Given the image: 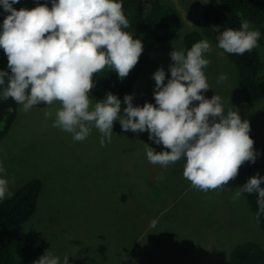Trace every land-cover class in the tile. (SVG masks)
Listing matches in <instances>:
<instances>
[{
    "label": "rangeland",
    "instance_id": "374dc122",
    "mask_svg": "<svg viewBox=\"0 0 264 264\" xmlns=\"http://www.w3.org/2000/svg\"><path fill=\"white\" fill-rule=\"evenodd\" d=\"M161 2L179 12L182 27L151 51L128 94L133 105L155 104L154 73L163 67L166 84L174 63L170 53L174 48L190 49L186 35L200 32L212 49L205 54L210 64L203 69L210 88L202 94L207 99L220 95L225 114L238 111L249 121L255 163H264V97L256 102L243 98L236 65L204 31V10L218 0ZM34 7L30 0H21L19 9ZM250 26L261 34L256 48L264 62V25ZM222 74L227 79L218 82ZM89 97L93 106L103 100L92 91ZM46 106L41 103L24 112L20 105L16 122L0 140V165L7 170L0 178L7 179L8 192L13 195L33 179L44 185L35 214L12 228L14 236L40 235L61 264L65 256L69 264H230L232 251L240 244L252 241L264 248V231L246 195L233 199L242 187L240 171L251 161L223 188L203 192L184 178V159L167 167L148 161L145 144L157 152L166 150L150 140L148 132H125L117 120L111 141L103 147L94 125L85 140L75 141L72 134L53 127L55 115H44L60 108L59 102ZM125 107L123 99L121 114ZM257 174L264 177V170Z\"/></svg>",
    "mask_w": 264,
    "mask_h": 264
},
{
    "label": "clouds",
    "instance_id": "9594fccd",
    "mask_svg": "<svg viewBox=\"0 0 264 264\" xmlns=\"http://www.w3.org/2000/svg\"><path fill=\"white\" fill-rule=\"evenodd\" d=\"M18 3L19 0H0V6L9 13L0 32V48L11 70L10 74L0 70L4 100L13 99L24 112L41 103L48 108L59 102L60 108L46 110L44 115H55L53 127L72 134L75 141L85 140L94 125L101 133L103 147L111 141L117 120L125 132H148L150 140L166 149L157 152L145 144L148 161L167 167L184 159V178L203 192L223 188L238 176L245 162L255 163L257 153L249 135V121L242 120L238 111L229 109L225 114L220 95L215 93L207 99L202 94L210 88L203 71L210 64L205 54L212 50L207 39L186 51L174 48L167 83L163 67L153 75L155 104L134 106L133 96L126 95L127 107L121 114V100L116 95L109 92L93 106L89 93L95 74L110 67L123 80L142 54V41L124 31L130 25L122 3L51 0V7L38 4L32 9L17 10L13 5ZM260 35L247 19H241L240 30L227 28L222 32L218 47L229 54L243 55L257 46ZM226 79L222 74L218 82ZM0 174L7 175L2 165ZM262 182L264 177L258 174L250 177L237 188L233 199L243 193H258L257 204L264 212ZM6 194L11 195L8 181L0 178V200ZM155 224L152 221L153 227ZM68 258H63V264H69ZM34 264L61 261L46 251Z\"/></svg>",
    "mask_w": 264,
    "mask_h": 264
},
{
    "label": "trees",
    "instance_id": "16d2710c",
    "mask_svg": "<svg viewBox=\"0 0 264 264\" xmlns=\"http://www.w3.org/2000/svg\"><path fill=\"white\" fill-rule=\"evenodd\" d=\"M33 4H47L51 7V0H30ZM18 4L13 6L18 10ZM123 12L129 21V28L124 29L134 39H140L143 51L138 63L128 76L121 80L114 69L105 67L94 75L92 92L101 99H105L110 92L123 100L133 89L141 73L145 69L151 51L158 44L174 38L182 27L179 12L162 4L161 0H119ZM9 13L0 6V32L3 21ZM241 19L264 25V0H218L204 10V31L218 43L224 30L232 28L240 30ZM204 40L200 32L188 33L186 45ZM228 54L236 65L239 78V88L243 98L248 102H256L264 97V62L259 50L255 47L243 55ZM0 70L7 71L8 58L0 48ZM7 79V78H6ZM0 86V140L12 129L16 122L19 106L13 99L4 100L3 88ZM9 109H12L11 111ZM264 170V163H252L240 171L241 185L247 183L250 177ZM261 177V176H260ZM43 182L33 179L16 191L13 195L0 200V264H34L49 249V243L38 234L26 233L14 236L12 228L28 222L35 214L39 198L43 190ZM252 210L259 212L260 226L264 231V212H260L257 204L258 193H244ZM230 264H264V248L256 242H246L236 246L232 251Z\"/></svg>",
    "mask_w": 264,
    "mask_h": 264
}]
</instances>
